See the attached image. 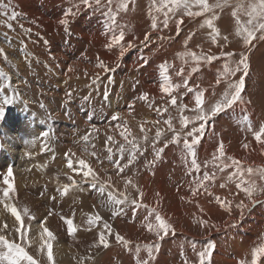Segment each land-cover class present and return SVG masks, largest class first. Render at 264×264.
<instances>
[{"label":"rangeland","instance_id":"1","mask_svg":"<svg viewBox=\"0 0 264 264\" xmlns=\"http://www.w3.org/2000/svg\"><path fill=\"white\" fill-rule=\"evenodd\" d=\"M19 1L21 5L17 8L18 11L33 9L32 6L29 5L28 0ZM212 1L214 2V0H209L210 3H213ZM65 2L67 4L65 6L66 8L68 4L72 6L79 4L80 0H65ZM48 5V2L39 0L38 8H40V13L38 14L34 11L30 12L28 15L31 19L24 21V23L34 31L39 30L41 33L47 32L46 25L50 22L49 19L46 18L45 12L47 11ZM129 5L137 10L139 7H143L144 14H139L142 22H140L138 30L140 33H144V37L147 33L153 31L156 33L155 37L157 41L153 43L151 53L154 58L158 60V66L161 63H168L171 65L169 68V76L172 80L177 82L176 84L180 85V88L174 93L179 95L177 97V103H179V105H187V108H185V111H187L186 114L184 111L185 115L190 114L189 116H192L195 114L192 110L195 108V93L198 90L204 91V107L206 109L215 103L227 87V84L223 81L219 85L216 84L218 74L223 72V66L226 61L229 62L230 66L234 67V62L240 59L241 53L248 57L249 64L247 74L244 77V90L241 94L243 103L237 102L232 108L219 113L205 125L204 135L195 146L196 159L200 164L199 172H196L194 169L191 172L189 171L191 168V156L187 155L183 150V136L181 137L180 144H169L164 148L160 158L151 167H145V161L153 159V147L149 140L143 145V153H138L137 160L139 162L141 160L142 162L143 159L142 167L139 171L135 170L136 165L134 164L128 166L123 173L119 172V175L116 169L117 173L114 177L115 179L118 177L120 178L116 185L113 184L114 188L117 191L124 192L130 199L139 200L142 205L141 208L136 210L135 214L132 212V206H129L125 208L123 213L113 217L111 214L112 210L109 207L101 206V200L106 199V193L101 196L96 190L90 189L88 184L83 185L84 191H80L79 188H73L63 197L59 195L58 191L56 195L47 193L54 191L55 187L56 189L61 187L62 185H59L61 183H68L69 180L67 177L69 175L75 176L72 175L73 171L71 169L68 168L63 170L59 167L60 159L62 158L58 151L60 145V141H58V145L54 147L52 153L44 152L45 156L39 160L43 167L44 164L46 167L55 164L53 167L51 166L52 172L48 170L50 172V178L48 179V184L45 186L46 190L41 189V185L37 182L39 175L36 174L33 177L37 182V187L36 191L31 194L33 197L31 206L37 202L44 201L46 205L43 208L42 215L38 214L34 216L31 214L30 216L34 217V219L31 220L29 216H24V226L29 229L28 239L27 242H22L17 235L15 237L17 239L16 242L24 243L29 254L33 255L40 264H73V260L74 262H78L77 264H102V258L100 256L104 255L106 251L112 254V260L116 261L118 258V253L116 252L118 249H124L122 255L127 257L128 261L130 259L137 261L135 253V245L137 243H158V249L152 252L150 264H186V261L187 264H198L197 252L206 246L209 241L215 244L210 263L240 264V262L244 260L250 262L251 249L260 243H264V239H262V237H264V193H258L253 197V199L259 200L261 203L255 205L251 204L246 194L236 187V180L227 181L228 174L234 171V168H228L221 172L219 166L213 165L211 160L213 153L216 151L219 144L223 142L226 157L230 156L239 160L245 168L250 166L255 169H264V143L255 140L252 132L247 130V125L243 120L244 116H247L251 121L253 130H259L260 125L264 123V41L256 40L252 45L245 48L242 38L235 34V21L231 16L232 9L230 7L222 11L219 9L216 10L219 19L214 21V24L219 29V36L216 37V43H213L211 36L212 30L207 28L206 25L201 27L203 21L211 15L210 13H206L202 17L185 16L183 23L180 25V31L177 33L176 20L183 15V12H179L175 16L170 14L171 19L169 20L167 28H164L162 23L163 14H157L158 28L154 30L151 28V17L148 14L150 0H129ZM81 10L87 13L89 10L92 11L93 9L84 10L83 6H81ZM74 11H76V9ZM193 11H199V8L193 7ZM93 12L96 18L104 22L105 18L102 11L98 12L93 10ZM123 14L124 12H121L118 16V23L121 25H124L125 22V20L121 18ZM145 23H149V25L146 26ZM130 25H132V23H130ZM54 26L57 27V25ZM124 28H128V23ZM200 30H204L205 33H200ZM126 34L128 36L127 31ZM152 36L151 33L150 37L152 38ZM30 37L33 38V42L37 49L46 48V46L33 34H30ZM224 37H227V40H225ZM134 39L132 43L135 46L139 44V39ZM0 48L4 50L8 49L11 56H14L13 60L15 63L24 64L25 61L29 60V57L26 59L25 49L14 39L8 38L0 41ZM146 48L147 46L142 49L143 55L147 52ZM186 51L196 52L197 55H215L217 59L211 63L201 61L197 71L192 72V67L196 65L191 57H181L178 55V53ZM223 52H232L233 56L229 60V58L221 55ZM49 57H51V53L44 58H41V56L39 58L43 60ZM34 58L37 59L36 57ZM150 62H152V59ZM42 65L46 66V60L42 62ZM152 71L159 76V67L157 69H152ZM177 73H179V75ZM241 74L242 73H237L236 76L230 77V79L236 80ZM185 79L188 81L187 86L184 85ZM27 80L32 82L29 78ZM41 81L39 76L34 82L39 83ZM188 88H192L193 91L188 92ZM44 91L48 92L49 88L44 87ZM180 91L182 92L180 93ZM18 94H16L17 98L12 104L5 106V116L3 119H0V137H3L10 143L13 142L14 144L11 143L12 145L20 143L21 146H27L26 152L30 153L32 152L31 147L35 146V143H31L34 138L29 137H33L31 134L35 132L36 127H38L36 122L39 119V123L41 124V119L37 115H33L35 118L34 121H36L35 123L31 124L28 120L21 128L18 127L16 113L22 108L23 110H29L28 106L34 103H26L23 96L22 99L18 98ZM257 101L258 103H256ZM69 103L73 102L70 101ZM65 113H67L66 116L68 117L69 110ZM42 114L46 118L47 123L45 124L52 125L60 134L64 132L62 127L67 128L69 131H73L75 138L80 139L85 147V142L82 140V137L89 134L79 131L81 128L80 124L75 121L70 123L68 122L70 120L65 121L53 115H51V119H49V114ZM169 115L170 114L166 113L163 114L160 117V121L165 120ZM172 116L174 118V127L177 131H181L179 122L180 113H173ZM9 123L13 125L14 133L12 134L7 126ZM198 123L199 122H196L195 126H198ZM4 126L5 132L3 131ZM192 126V124H189L187 128L183 129V132L189 131ZM160 127L166 130V125L163 124ZM83 130L84 127L82 128V131ZM151 135H154V131L153 133L151 132ZM171 135L172 133L166 132L165 137L158 142L157 147H163L164 139H170ZM26 141H29V143H25ZM91 141L92 139H89L87 147L89 145L93 146V142ZM245 144L248 145L247 148L243 147ZM116 147H118V143ZM103 150L105 152L107 151L106 148ZM81 153L83 156L85 153L87 157L89 155L91 158H96L97 162L99 161L98 164L104 166V168L109 167L115 169L113 164L107 159V154L98 152L96 156H92L82 150ZM118 158L119 155L116 158L113 156V159ZM126 158L127 154H125V159L122 161V164L126 161ZM62 160L67 162V159ZM137 160L135 163H137ZM206 161L208 163H206ZM49 162H51V164H47ZM226 162L230 163V161ZM105 163H109V165ZM14 165H16L17 174L25 171L24 166L26 162L23 158L21 160L19 153L17 154L16 164L10 165V168ZM217 165H219V162H217ZM6 166L7 165H0L1 175H5L3 170L6 172L8 171L6 170ZM55 167H57L58 170H55ZM73 167L75 166L73 165ZM44 169L46 168L44 167ZM204 171H208L210 174L215 172L216 178L212 182H205L208 191L201 188L198 190L197 195H193L191 191V188L195 186L193 181L202 178ZM143 173L146 175L145 179L147 177V180H144L145 182L142 187H140L137 193L138 195L135 194L136 188H133L132 185H129L128 188L124 187L126 178H131L133 182L136 178L142 176ZM47 177L48 174L45 173V178L47 179ZM73 178L76 179L77 177ZM80 178L81 176L76 180H80ZM245 179L255 180L257 185L264 187V180L260 179L258 173L251 177L246 176ZM11 183L14 187V178L11 180ZM222 184H224L225 187H221ZM4 187H6V185L3 183V188ZM72 192L76 193L74 197ZM140 192L143 193L142 197L139 195ZM26 196L27 195H22L21 200ZM92 196H96V200L93 204H87V199H91ZM0 197H2L1 189ZM53 197H55V199H53ZM217 197L225 202L231 201L232 203L229 205L231 210L229 211V207H221L216 199ZM8 201L14 202L15 200L11 196V199ZM8 201L5 202L7 203ZM240 201H244L245 205H247L244 209L243 218H241L240 209L235 206ZM143 205H147V207H143ZM152 207H155L160 212L161 216L173 225L175 234L170 232L164 239L157 240L155 233L147 230V223H155V214L150 216L147 221L145 220V217L148 216V208ZM47 210H51V212L54 213L53 217L58 216L60 218L64 216L72 218L74 224L77 225V231L71 236V239H77L75 234L81 233L83 236H86L84 237V241L89 242V244L82 249L78 244L77 247H73L63 241L61 246L58 245L57 252H54V241H57L55 238L51 241L53 253L52 262L47 260L46 248L44 250H41L40 246H37L36 249L28 248L29 246L37 244L30 238L34 222H52L47 216ZM97 212L104 220L108 218L107 222L112 228L113 234L108 236L109 247L107 248L102 245L99 247L91 246L94 241L98 239V232L102 227V222L90 228L86 223L87 215ZM45 217H47V220H45ZM201 220L205 221V223L202 224ZM89 231L96 233V236L90 235ZM7 232L3 234H8ZM115 233H119L126 239L132 241V245L130 246L131 250L116 242ZM87 236L93 239H91V241H86V238H88ZM193 243H195V250L193 249ZM66 258H68L70 262H66ZM140 258L148 259V253L143 248L140 252ZM2 263L6 264L5 262ZM117 263L116 261L114 264ZM23 264H27V262L25 261ZM260 264H264V258L261 259Z\"/></svg>","mask_w":264,"mask_h":264},{"label":"bare ground","instance_id":"2","mask_svg":"<svg viewBox=\"0 0 264 264\" xmlns=\"http://www.w3.org/2000/svg\"><path fill=\"white\" fill-rule=\"evenodd\" d=\"M43 1L49 3L45 15L50 23L46 25L47 32L45 33H41L39 30L34 31L24 23V21L31 19L28 15L30 12L34 11L38 14L40 13V8H38L39 0H28L29 5L33 8L28 11L17 10L21 5L19 0H4L6 4H10L17 12L22 13L23 15L12 21L11 29L4 24H0V41L8 38L14 39L27 53L32 54L29 56V60L25 61L24 64L15 63L13 60L14 56H11L8 49H3L4 54L7 56V60L4 59V55H0V68H3V70L9 74L12 85V87H7V82L0 77V83L6 85V91L0 92V102H2V97L5 94L9 96L14 95L12 88L18 89V98L22 99L23 96L24 101L28 104L34 102L28 106L30 111L23 110L22 108L16 113L18 120L17 125L19 128H21L28 120L31 124L35 123L36 121H34L35 118L33 115L40 117L42 125L47 123L46 118L42 113L51 114L60 119H64L65 121L70 120L68 121L70 123L75 121L81 126L79 131L83 133L87 132L89 138L92 139L91 142H93V146L89 145L87 147L88 151L86 152L90 154L94 151L96 153L101 152L108 155L107 151L105 152L103 150L106 148L105 140L108 135L114 136L118 143L123 142V138L119 136V131L121 129L116 127L117 124L123 125L124 121H127L128 127L132 130L133 134L139 137L141 136V133L139 132V125L141 122L157 121L160 120V117L163 114H165L158 115L155 111V107L167 106L169 112L166 114H179V103H177V106H172L170 104V97L167 94L162 93L159 89V84L161 82L159 76L152 71V69L158 68V60L154 58L151 53L152 45L157 41V38L155 37L156 33H154V31L147 33L149 35L152 33L153 36L145 43L144 33H140L138 30L140 22H142L139 14L144 12L142 6L137 10L129 5L127 12H124L121 16L126 22H124L123 26L128 23V28H124L125 33L126 31L128 32V36L126 34L125 37V40H127L122 43L126 45L128 41L132 42L134 38L139 39V44L128 49L121 57L119 55L120 50L118 47H114L111 50L105 47L110 33L105 31L104 22L94 16L93 10L84 13L82 9L78 15L70 17L72 23L69 26L71 33L69 35L65 33L64 27L59 25L58 21L63 17L66 8L71 7L74 11L76 9L75 6L68 4V7L65 8L67 5L65 0ZM0 19L5 18L0 16ZM130 23H132V25H130ZM20 25H23L25 29H31V31L29 33L24 32ZM54 25H57V27ZM145 25L148 26L149 23H145ZM200 33L204 34L205 31L200 30ZM30 34H33L39 39L46 48L40 50L37 49ZM21 41H23V45L21 44ZM45 41H47V44H45ZM146 46L147 52L143 55L142 49ZM160 50L162 51L161 48ZM49 53H51V57L43 60L39 58L40 56L41 58H44ZM97 57H99V60L103 61L104 64L112 70L104 71V69L98 67L97 65L99 61L97 60ZM145 59L147 60V63H145ZM151 59L152 62H150ZM45 60L46 66L42 65V62ZM70 67L72 68V71H69ZM39 76L42 81L39 83L34 82ZM28 78L31 79L32 82H29L27 80ZM172 81L175 84L177 83L174 80ZM44 87H48L49 91L45 92ZM105 90L108 92L107 100L104 98ZM69 92H71L70 99L67 95ZM144 92L149 94V102L153 103V107L150 108L148 103L138 98ZM181 92L182 91H180V93ZM175 95L177 97L179 96L177 93ZM85 96H90V99L87 101L84 100ZM70 101L73 103H69ZM256 103H258V101ZM41 104L45 107L41 108ZM129 104H132L131 110L129 109ZM67 110H69L68 117L66 116L67 113H65ZM186 112L187 111H185V114ZM116 113H120V117L113 121L112 116ZM36 124L38 127H36L35 132L31 134L33 137H29L36 139L35 146L31 147L32 152L30 153L26 152L27 146H21L20 143L12 145L11 143L13 142L10 143L3 137H0V165H7L6 170H8L10 165L14 163L16 164L18 153L20 154L21 160L23 158L26 162V165L24 166L25 171L23 173H16V165L11 168L13 170V176L10 179L12 180L14 178L15 192L10 193V196H12L15 201L7 202L10 206H15L21 211L23 222L24 216L22 210L24 207L29 209V215H42L43 208L46 205L45 202H37L31 206V201L33 200L31 194L36 191L37 182L41 185V189L46 190L45 186L48 184V179L50 178L49 171L52 172L51 166L53 167L55 164L51 166L49 165L48 167L44 164L46 170L39 160L45 156L44 152L52 153L54 147L58 145V141H60L58 151L60 152L59 155L62 159H67L65 156L66 152L69 156H72V153H75L76 157L86 159L101 178L107 179V177L111 176L112 184H117L120 178L118 177L115 179L114 177L117 170L100 166L98 164L99 161L97 162L96 158H91L89 155L87 157L85 153L83 156L81 150L85 151V147L80 139L75 138L73 131H69L67 128L62 127L64 132L63 134H60V132L52 125L45 124L42 126L39 123V119ZM159 125H163L162 121ZM7 126L11 131V134L14 133L13 125L9 123ZM145 126L151 127L152 133L153 131L155 132V127L151 123L146 124ZM83 127L84 130L82 131ZM3 131L5 132V126ZM42 131L50 132L46 141L39 138ZM108 145L113 146L111 142H109ZM69 149L71 152H69ZM117 156L118 154L114 152V158ZM62 159H60V169H68L67 162H64ZM73 159H75V157H73ZM142 162L141 160L140 162L137 160V163L134 162V165H136V171L141 169ZM47 164H51V162ZM105 164L109 165V163ZM74 166L78 167L76 164H74ZM55 170H58L57 167H55ZM3 173L6 175L7 172L3 170ZM45 173L48 174L47 179L45 178ZM36 174L39 175L37 182L33 179ZM5 175L0 174L1 190L3 189V178ZM72 175H75L72 177H77L76 179L82 176L81 173L75 172H72ZM145 176L146 175L143 173L142 176L133 181L136 185L135 194L138 193L137 189L139 190L140 187H142L145 182L144 180H147V177L145 179ZM68 183H70V181ZM59 185L61 186L63 184L61 183ZM47 193L56 195V187L54 188V191ZM72 193L74 197L76 193ZM22 195L27 196L21 200ZM95 200L96 196H92L91 199H87V204H93ZM47 211L48 213L51 212V210ZM51 213V216L48 214L47 216L52 222H44L43 226L52 231L57 240L54 241V252H57L58 245L61 246L63 241L73 247H77L78 244L82 249L89 244V242L84 241V237L86 236H83L81 233L75 234L77 239H71L73 234L70 235L67 232V226L64 221L60 219L61 217H53L54 213ZM5 223L8 225V228L0 234L9 231L7 232L8 234L4 235L9 239L17 240L15 238L17 234H15L14 228L19 225L15 221V217L6 210L4 203H0V228H2ZM41 224L42 223L39 221H35L30 234L31 240L38 245H32L28 248L36 249L37 246H40V243H42L47 237L46 234L43 238L41 236L43 231ZM90 231V235L96 236V233ZM91 239L93 238L88 237L86 238V241H91ZM123 250L124 249H118L116 252L118 253V258L116 259L118 262L117 264H137L136 260L133 261L130 259L129 262L128 258L122 255ZM105 254L100 256L102 258V264H114L116 262L112 260V254L108 251H106ZM65 260L66 262H70L68 258ZM77 263L78 262H74L73 260V264ZM0 264L3 263L0 262Z\"/></svg>","mask_w":264,"mask_h":264},{"label":"snow or ice","instance_id":"3","mask_svg":"<svg viewBox=\"0 0 264 264\" xmlns=\"http://www.w3.org/2000/svg\"><path fill=\"white\" fill-rule=\"evenodd\" d=\"M81 6L84 9H93L95 11H102L104 16V26L105 31L110 33L108 42L105 44V47L109 50L114 47H118L120 52L119 55L122 57L125 52L132 48L134 45L131 41H128L127 44H123L122 41H125L126 33L124 31V26L118 23V16L121 12H127L129 8V0H80L79 4L75 5L76 11L73 9L67 8L64 11L63 17L59 19V25L64 27V31L66 34L70 33V24L72 21L70 17H75L79 14L81 10ZM193 7H198L199 11H193ZM231 8V16L235 21V34L242 38L243 45L245 48L249 47L256 40L264 41V0H214L213 3H210L209 0H150V6L148 9V14L151 17V28H158V19L157 14H163V26L167 28L169 25V20L171 19L170 14L175 16L179 12H183V15L180 16L179 19L176 20V29L177 33L180 31V25L183 23L184 17H202L206 13H210L211 15L206 18L201 27L205 25L207 28L211 29L212 42L216 43V37L219 36V29L214 24V21L219 19V16L216 12L217 9L223 10L225 8ZM23 15L22 13L17 12L10 4H6L4 0H0V16L5 19H0V24L6 25L9 29L12 28V21L16 20L19 16ZM22 30L26 33H29L31 29H25L23 25H20ZM227 40V37H224ZM150 40V35L146 34L144 37V42H148ZM23 45V41H21ZM47 44V41H45ZM26 47V46H25ZM23 50V49H22ZM0 55H4V59L7 60L6 54H4V50L0 48ZM31 53L26 52L27 57L31 56ZM181 57L190 56L192 61L195 62V67H192L191 71L196 72L198 67L200 66V62L204 61L206 63H211L215 61L217 57L215 55H197L196 52H181L178 53ZM222 56L231 59L233 56L232 52H223ZM98 67L104 69V71H111L103 61L99 60ZM145 63L147 60L145 59ZM235 66H230L229 62L223 66V72L218 74L216 79V84L219 85L222 81L227 84L224 92L220 95V97L207 109L204 107V91L198 90L195 93V108L192 110L195 114L192 116L185 115L184 111L187 108V105L180 104L178 106V111L180 113L179 122L181 125V131H177L173 124V116L169 115L167 119L163 120L162 123L166 125V130L161 128L159 124L160 120L157 121H144L139 125V132L141 136H136L133 134L132 130L128 127L127 121H124L123 125L117 124L116 127L120 128L119 136L123 138V142H117V140L112 135H108L105 140V147L107 149V159L111 162L115 169L119 172L125 171L129 165H133L134 162L138 159V153L142 154L144 151V143L151 141L153 147V159L145 161V167H151L161 156L164 148H166L169 144H180L181 137L183 136V150L187 155L191 156V168L189 171L191 172L193 169L196 172L200 171V164L196 159V151L195 146L200 142L202 136L204 135L205 125L208 121H210L213 117L218 115L225 110L232 108L237 102L243 103L242 92L245 86V75L247 74L249 64L248 57L240 54V59L235 61ZM14 67V66H13ZM159 78L160 84L159 89L162 93L167 94L170 97V104L172 106H177V96L174 92L180 88L179 84L173 83L169 76V68L171 67L168 63H161L159 66ZM69 71H72V68H69ZM237 73H242L240 77L236 80L230 79V77L236 76ZM179 75V73H177ZM0 77L7 82V87H12L11 85V77L7 72L0 68ZM98 79V76H97ZM95 82V81H94ZM187 79L184 80V85L187 86ZM188 92H192V88L187 89ZM6 91V85L4 83H0V92ZM14 95L9 96L5 94L2 97V102H0V119H3L5 116L6 105H10L17 98L18 89L12 88ZM69 99L71 98V92L68 94ZM104 98L107 100L108 92L105 90ZM140 100L148 103V106L153 107V103L149 102V94L147 92L142 93L139 97ZM90 96H85L84 100H89ZM41 108L45 106L43 104L40 105ZM132 104H129V109L131 110ZM155 111L158 115H162L163 113H168L169 108L167 106H157L155 107ZM120 117V113H116L112 116V120L115 121ZM49 119H51V114H49ZM244 123L247 125V130L251 131L255 140L260 143H264V123H262L259 127V130H253L250 119L247 116L243 118ZM196 122L198 126H195ZM151 123L155 127L154 135H150L152 128L146 127V124ZM189 124L193 126L189 131L183 132L184 128H187ZM166 132L172 133L170 139H164V146L157 147L158 142L165 137ZM50 135L49 131H42L40 133V139L46 141ZM191 138V139H189ZM89 135H84L82 140L85 142V151H88L87 142L89 141ZM109 142L113 146H108ZM25 143H29L26 141ZM31 143H35V138L31 141ZM118 143V147H115ZM114 147L115 153L119 155L118 159H113L114 156ZM243 147L247 148L248 145L245 144ZM69 152L71 150L69 149ZM125 154H127L126 162L122 164V161L125 159ZM90 155L96 156V152H91ZM65 156L67 157V167L71 169L75 173H82L80 180L74 179L71 175L67 177L70 183H64L62 187H58L57 191L61 197L68 194L70 189L79 188L80 191H84V184H88L90 189L96 190L101 196L106 193V199L101 200V206L109 207L112 212V216L116 217L117 215L124 212L126 207L132 206V212L135 214L136 210L141 208L142 205L137 199H130L128 195H125L122 191H117L113 184L111 176L107 177V179L101 178L99 174L94 170V168L89 164L86 159L79 158L75 156V153H72V156L66 152ZM75 157V159H73ZM230 161V163L226 162ZM219 162V165H217ZM206 163H208L206 161ZM211 163L213 165L219 166L221 172L228 168H234V171L230 172L227 176V181L236 180V187L241 189L244 194H246L248 200L251 204L255 205L257 203H261L259 200L253 199L254 195L258 193H264V187L257 185L255 180L245 179V177H251L255 174H259L261 180H264V169H255L253 167L245 168L241 162L233 157H226L223 142L219 144L216 151L212 155ZM76 164L78 167H73ZM13 176V170L11 168L8 169L7 175L3 178V183L6 185L2 189V197H0V203H4V207L15 217V221L19 226L14 228L15 234H17L22 242H27V236L29 229L24 226L21 211L18 210L15 206H10L5 201L11 199L10 193L15 192V189L11 183L10 178ZM215 172L209 173L208 171H204L202 178H198L193 181L195 184L194 187L191 188L192 194L197 195L198 190L203 188L205 191H208V187L205 182H212L215 180ZM238 178V179H237ZM129 185H132L133 188H136V185L132 182L131 178H127L124 181V187L128 188ZM221 187H225L224 184ZM137 191H139L137 189ZM139 195L142 197L143 193L140 192ZM55 199V197H53ZM220 203L221 207H229L232 203L231 201H223L219 197L216 198ZM241 212V218H243L244 209L247 207L244 201H240L235 205ZM143 207H147V205H143ZM229 207V211H230ZM23 216H29V219H34L33 216L29 215V209L27 207L23 208ZM155 214V223H147V230L150 232H154L157 240L164 239L165 236L169 235L171 232L175 234V229L171 223H169L166 219H164L160 212L155 208H148V216L145 217L147 221L150 216ZM49 216L52 215L51 212L48 213ZM61 219L67 226V232L71 235L77 231V225L74 224L72 218L61 216ZM47 220V217H45ZM102 222V227L98 232V239L94 241L93 247L103 246L105 248L109 247L108 236L112 235L111 225L104 220V218L97 212L87 215V225L90 228L95 227L98 223ZM201 223H205V221L201 220ZM43 229L41 236L46 234L47 239H44L40 244V249H47V260L52 262L53 253H52V243L51 241L55 239V236L52 231H50L47 227L41 224ZM8 225L5 223L2 228H0V233L7 230ZM116 242L122 244L124 247H127L131 250L132 241L126 239L124 236L119 233H115ZM264 239V237H262ZM144 249L148 253V259H141L140 252L141 249ZM215 248V244L212 241H209L206 246H204L201 250L197 252L198 256V264H210L211 257ZM158 249V243H146L135 245V253L137 257V264H150V260L152 259L153 250ZM193 249L195 250V243H193ZM264 258V243H260L259 245L253 247L251 249V260L250 262L247 260L241 261L240 264H260L261 259ZM27 262V264H40V262L33 257V255L29 254V251L24 246V243H17L15 239H9L6 235L0 234V262H6V264H23V262ZM187 264V261H186Z\"/></svg>","mask_w":264,"mask_h":264}]
</instances>
